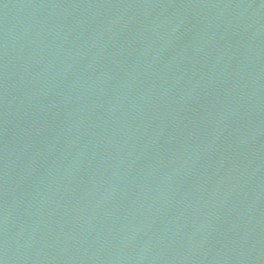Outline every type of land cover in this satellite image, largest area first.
I'll return each mask as SVG.
<instances>
[{"label": "water", "instance_id": "1", "mask_svg": "<svg viewBox=\"0 0 264 264\" xmlns=\"http://www.w3.org/2000/svg\"><path fill=\"white\" fill-rule=\"evenodd\" d=\"M0 264H264V0H0Z\"/></svg>", "mask_w": 264, "mask_h": 264}]
</instances>
